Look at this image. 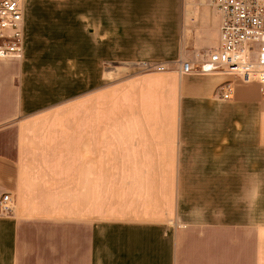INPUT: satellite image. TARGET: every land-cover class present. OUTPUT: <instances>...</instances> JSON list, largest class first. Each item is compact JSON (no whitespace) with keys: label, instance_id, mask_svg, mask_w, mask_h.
Returning <instances> with one entry per match:
<instances>
[{"label":"crops","instance_id":"crops-1","mask_svg":"<svg viewBox=\"0 0 264 264\" xmlns=\"http://www.w3.org/2000/svg\"><path fill=\"white\" fill-rule=\"evenodd\" d=\"M220 22L186 0L25 1L24 55L0 59V264H264V85L224 99L233 77L177 72Z\"/></svg>","mask_w":264,"mask_h":264},{"label":"built area","instance_id":"built-area-1","mask_svg":"<svg viewBox=\"0 0 264 264\" xmlns=\"http://www.w3.org/2000/svg\"><path fill=\"white\" fill-rule=\"evenodd\" d=\"M25 1L0 0V59H21L25 46ZM190 4L206 3L221 17L217 47L200 60H178L182 75L223 73L233 77L217 88L229 99L235 82H258L264 85V0H186ZM146 71H163L164 64L149 61L137 64ZM14 198L5 193L0 210L10 213Z\"/></svg>","mask_w":264,"mask_h":264},{"label":"rangeland","instance_id":"rangeland-1","mask_svg":"<svg viewBox=\"0 0 264 264\" xmlns=\"http://www.w3.org/2000/svg\"><path fill=\"white\" fill-rule=\"evenodd\" d=\"M55 71L58 73H64V72L66 74L70 73V75L65 76V80H67V82H69L70 80H73L74 90H77L79 87L85 88L87 85L85 82H82L77 76V74L81 73L83 70H55ZM93 71L94 70H90L91 74L93 73ZM125 71L126 70H122V69L107 70V72H110L111 77H114L115 75L120 76V75L124 74ZM73 74H74V76H73ZM58 76H61V74ZM71 76H73V77H71ZM51 80H52V78H51ZM92 82H93V79L91 80V83H89V85H88L89 87H91L93 85Z\"/></svg>","mask_w":264,"mask_h":264}]
</instances>
